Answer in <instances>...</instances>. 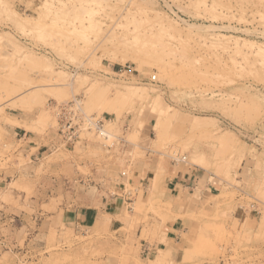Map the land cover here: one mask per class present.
I'll use <instances>...</instances> for the list:
<instances>
[{
  "label": "rangeland",
  "instance_id": "obj_1",
  "mask_svg": "<svg viewBox=\"0 0 264 264\" xmlns=\"http://www.w3.org/2000/svg\"><path fill=\"white\" fill-rule=\"evenodd\" d=\"M1 211L0 264H264V0H0Z\"/></svg>",
  "mask_w": 264,
  "mask_h": 264
},
{
  "label": "crops",
  "instance_id": "obj_2",
  "mask_svg": "<svg viewBox=\"0 0 264 264\" xmlns=\"http://www.w3.org/2000/svg\"><path fill=\"white\" fill-rule=\"evenodd\" d=\"M13 132L15 135V138L17 141L26 140L30 141L31 144L34 143L33 139H35V135L28 131L23 126H18L16 128H13ZM35 147V146H34ZM42 152L45 151V149H41ZM41 152L38 154L37 159H40ZM182 180L180 178L175 177L173 180L169 181V185L173 186L172 190L178 189L180 185H182ZM122 188H115L116 194L113 195L112 193H107L106 197L102 199V207L101 209H98L95 206H80L73 208L72 205L65 204L64 206V212H74V216H72V220L74 222V226H71L72 228L76 227H89L90 225H94L96 221L103 216L108 215H114L117 211V205L119 201L118 193L122 191ZM10 222L9 215L5 211L0 212V245H2V249H12L17 248L19 246V241L16 239L15 236H6L4 234V227L6 224ZM9 228H12L14 230L20 229V226L14 228V224L8 225ZM175 229V228H174ZM19 254H23V252H19Z\"/></svg>",
  "mask_w": 264,
  "mask_h": 264
},
{
  "label": "built area",
  "instance_id": "obj_3",
  "mask_svg": "<svg viewBox=\"0 0 264 264\" xmlns=\"http://www.w3.org/2000/svg\"><path fill=\"white\" fill-rule=\"evenodd\" d=\"M57 115V132L66 147H74L79 142L83 130L93 132L104 140H108L110 137L105 129V119L82 115L75 102L59 106ZM185 160L186 158L182 159V161ZM122 176H126V173H122Z\"/></svg>",
  "mask_w": 264,
  "mask_h": 264
},
{
  "label": "bare ground",
  "instance_id": "obj_4",
  "mask_svg": "<svg viewBox=\"0 0 264 264\" xmlns=\"http://www.w3.org/2000/svg\"><path fill=\"white\" fill-rule=\"evenodd\" d=\"M260 49H261V48H260ZM261 50H262V49H261ZM133 64H136V65H138V66H139V69H140V63H139V61H138V60L134 61V62H133ZM139 69H138V70H139Z\"/></svg>",
  "mask_w": 264,
  "mask_h": 264
}]
</instances>
